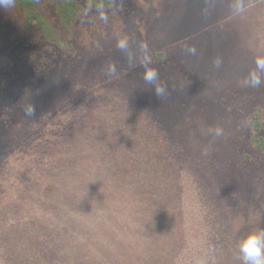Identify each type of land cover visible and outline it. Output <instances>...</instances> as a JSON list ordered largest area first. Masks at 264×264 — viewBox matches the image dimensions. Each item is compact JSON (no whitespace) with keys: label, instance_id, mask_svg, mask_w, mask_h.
<instances>
[{"label":"rangeland","instance_id":"rangeland-1","mask_svg":"<svg viewBox=\"0 0 264 264\" xmlns=\"http://www.w3.org/2000/svg\"><path fill=\"white\" fill-rule=\"evenodd\" d=\"M71 2L63 23L56 2L34 0L48 35L16 0L0 8L9 33L0 49L15 55L0 54V264L9 251L3 235L15 223L30 229V216L58 264H241L236 240L264 227V150L254 140L264 139V83H246L264 58V0H243L240 14L234 0ZM123 39L127 52L117 46ZM153 70L166 98L144 80ZM63 105L88 113L99 130L84 134L89 146L60 169L61 151L40 144L44 118ZM144 112L182 146L181 189L168 202H153L172 179L158 165L147 173L100 156L99 141L127 139L122 130L141 129L131 115Z\"/></svg>","mask_w":264,"mask_h":264},{"label":"trees","instance_id":"trees-1","mask_svg":"<svg viewBox=\"0 0 264 264\" xmlns=\"http://www.w3.org/2000/svg\"><path fill=\"white\" fill-rule=\"evenodd\" d=\"M16 1L26 13L25 19L27 21H34L38 26L46 29L45 32H47V30L49 32L52 30L47 16L40 12L41 5L38 10L35 8L36 5L34 4V0ZM51 1L54 4L56 2L60 6L58 11L62 18V22L70 23L74 14V3L71 2V0ZM1 23L8 25L7 21H1L0 19V24ZM8 37V30L5 27L0 28V47L3 43L8 41ZM0 54H6L9 59L15 57V55H11L9 52L6 53L1 49ZM81 112L82 109L80 111L78 109L72 111L69 106L63 105L61 109L52 112L43 120L44 125L42 126V129L44 130V133L42 137L44 140L42 141V144H40L42 148L41 151L53 153L55 149H59L62 153V156L58 159L60 169H64L72 164L74 160L82 154L83 147L89 146V142L83 138L84 134L87 133L88 136L99 130L98 124L87 119L88 113L81 114ZM144 113L141 114L143 120L138 117L137 114L133 113L131 115L133 121L137 122L139 120L141 129L136 131V127H134L133 130H122L123 133H130L131 136L127 139L122 140L115 137L113 141H99V144L102 143L100 156L102 158H113L119 165L123 166L122 168L125 169L142 167L147 173H150L153 165H158L157 167L163 169V172L168 175L171 174L172 179L171 181H167V183L165 181V183L162 184L166 188L161 194H158V196H152L154 198L153 202H168L173 198V194L181 189V187H178L177 183L181 171L180 161H182V158L184 157L182 146L178 141L172 140L167 136L168 130L165 125H159V121L155 122L158 124L157 126L154 125L153 118L155 119L156 116L154 113ZM93 116H98V114L95 112ZM150 116L153 118L151 119ZM156 117L158 120L159 116ZM132 126H134V124H132ZM119 127H126L125 119H122L121 126L119 125ZM134 133L140 137H134ZM76 136H78V139ZM71 138H73L75 142H78L73 151L68 148V145H70L69 143H71L72 140ZM254 140L258 147L264 150L263 137L256 135ZM66 151H69L68 155L65 154ZM112 154L113 156H110ZM15 160L21 161L24 160V158L18 157V159ZM105 164L108 165L109 163L106 162ZM106 167L109 170V167ZM12 168H14L15 172L13 175V185L18 186L20 185L19 178L21 172L18 170L16 162H14ZM166 174L163 175L167 178ZM180 179L181 178H179V184L181 185ZM0 186L4 187V180L2 179H0ZM3 195L4 194L0 195V203L3 201ZM16 200L18 199H14L13 204L17 207L19 202H15ZM33 220V217L30 216V229H27L25 232H21L19 225L15 223L11 228L7 229L3 235L8 242L9 247L6 264H58L57 260H54L50 254L46 253L44 244L46 239L43 240V237L38 233L39 226L36 222L32 223ZM46 250L48 251V248H46Z\"/></svg>","mask_w":264,"mask_h":264},{"label":"clouds","instance_id":"clouds-1","mask_svg":"<svg viewBox=\"0 0 264 264\" xmlns=\"http://www.w3.org/2000/svg\"><path fill=\"white\" fill-rule=\"evenodd\" d=\"M14 6L15 0H0V8H11ZM232 7L236 14L245 11L243 0H234ZM117 46L121 51L127 52L128 41L126 39L120 40ZM185 51L191 56H196L198 54L195 46H188ZM221 64L222 60L219 57L214 58L212 61V65L216 69H219ZM110 70L115 72V67H112ZM260 73H264V58L256 60L255 69L251 74L250 80L246 83L252 87L260 86L264 83V81L259 78L258 74ZM144 80L150 88L153 89L157 98H166L168 95L167 85L160 81L159 74L156 70L147 73L144 76ZM26 114L33 116V107L28 109ZM213 133L215 136L219 137L222 135V130L217 127L213 130ZM205 154L207 153L205 152ZM236 249L241 264H264V227L249 229L243 235L239 236L236 240Z\"/></svg>","mask_w":264,"mask_h":264}]
</instances>
